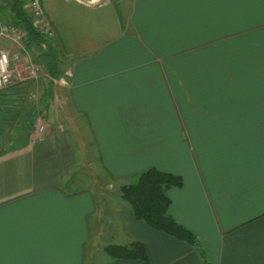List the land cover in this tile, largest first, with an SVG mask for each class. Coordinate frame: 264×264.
<instances>
[{"label": "crops", "instance_id": "1", "mask_svg": "<svg viewBox=\"0 0 264 264\" xmlns=\"http://www.w3.org/2000/svg\"><path fill=\"white\" fill-rule=\"evenodd\" d=\"M65 1L97 11L70 17L72 35L41 0L60 42L75 41L57 44V79L41 68L45 133L29 127L0 154V264H264V33L227 28L264 19V0H103L118 7L101 13ZM18 80L7 89L27 86ZM150 168L182 178L167 190L168 214L199 248L148 227L121 199ZM132 243L148 262L103 252Z\"/></svg>", "mask_w": 264, "mask_h": 264}, {"label": "rangeland", "instance_id": "2", "mask_svg": "<svg viewBox=\"0 0 264 264\" xmlns=\"http://www.w3.org/2000/svg\"><path fill=\"white\" fill-rule=\"evenodd\" d=\"M43 1V6L45 9V12L47 16L49 17L50 21L56 25V28L59 29L60 25L62 23V26L64 27L65 25L70 26V33L72 35H75V28L73 29L72 26V19L75 18V15L79 14L81 17H87L89 16V12H96L97 10L94 11H89L82 6H77L74 3H66L65 0H42ZM110 2H114L113 0H108ZM97 0H95V3L90 5L91 7H98L101 6L103 3L100 1L99 3ZM118 5L117 4H109L106 6H101V9L98 10L99 13H101V10L103 12H109V10L112 12L114 9L117 10ZM96 14V13H95ZM3 17V16H2ZM6 17H3L4 20H8ZM71 17V18H70ZM257 20V19H256ZM252 21V22H237L233 23L230 22L227 26L229 29L228 32H244L242 34H239L238 36L242 37H247L248 34H251L253 36H263L264 33V19H260V21ZM74 25V24H73ZM72 27V29H71ZM72 31V32H71ZM230 34V33H229ZM56 31H54V36L52 39L48 38L50 42H53L55 39L56 41L53 42V45L59 50V47L57 44H63L66 47L73 48L74 44L73 42L75 40L72 39H62L63 41L60 42L61 38L56 37ZM69 38L71 36L68 34ZM60 37V35H59ZM260 40V37H257ZM236 39V37L234 38ZM227 40H219V41H202L204 43H217L224 45ZM239 41V40H238ZM253 41H256L255 39ZM176 42V41H174ZM200 43L201 41H197V43ZM257 43H260L262 45L261 41H256ZM181 41L176 44L180 46ZM196 43V44H197ZM264 43V42H263ZM191 44V43H190ZM184 45V44H183ZM262 47V46H261ZM259 47L260 52H264V47ZM26 48V47H25ZM168 47L164 48V51ZM68 49V48H67ZM63 50V48L61 49ZM64 51V50H63ZM163 51V52H164ZM204 52H209L210 50H207V47H204L203 49ZM227 49L223 47V52H226ZM167 53H165L166 55ZM14 57H18L19 60H17L19 63L17 65V68L20 72V77L17 76L16 79L12 80L13 83L17 81L19 78L18 82L21 81V83L27 85L25 87L19 86L20 90L24 89L25 98L23 100H20L19 102L16 101V97L19 94L18 91H20L18 88H5L0 90V109L2 110V115L6 116L5 117V126L2 127L0 131V154L7 153L11 150H14L19 146L20 141L22 142L24 137H26V132L28 131V128L32 127L33 129L35 128L34 131V138H39L45 133L46 125H47V112L49 109H51L48 104H47V98L46 96L43 95L44 92V86L40 82V79H42V75L38 77L37 79L34 78H29V73L28 71H25V67H23L24 58H28L37 65L40 69L42 68L45 69L44 65L41 63L40 57H38V52L34 49H27L26 52H23L21 49H18L17 47H12L10 51V59H13ZM191 58V55L185 56L184 58ZM182 59V57L180 58ZM130 62V60H128ZM202 65L203 71H201L202 77L206 75L205 72V58L202 60L201 63H196V68L200 67ZM225 69V68H224ZM227 70V69H225ZM254 70V71H253ZM256 72V69L251 70V73ZM260 72V71H258ZM191 73V72H190ZM189 73V74H190ZM207 76V75H206ZM206 80V79H205ZM19 84V83H18ZM202 84V83H201ZM189 93L192 96L193 93H198V92H203V88H188ZM163 103H164V108L167 106V101L169 98L166 97V95L163 94ZM183 98L179 101L180 107L179 111L186 112V105H184L183 101L185 100V96L181 95ZM195 96V95H194ZM198 96H202V94H199ZM196 96V97H198ZM171 99V98H170ZM184 99V100H183ZM183 100V101H182ZM48 108V109H47ZM176 110V109H174ZM39 126H43L44 130L42 133H38L37 129ZM29 128V129H30ZM73 139H76V136L73 137ZM76 146V142H75ZM86 173H82L83 176H85Z\"/></svg>", "mask_w": 264, "mask_h": 264}, {"label": "trees", "instance_id": "3", "mask_svg": "<svg viewBox=\"0 0 264 264\" xmlns=\"http://www.w3.org/2000/svg\"><path fill=\"white\" fill-rule=\"evenodd\" d=\"M0 14L3 17L8 16L12 25L23 30L25 47L36 50L47 74L57 79L60 65L58 51L46 37L36 31L22 9V3L19 0H0ZM46 85L44 91L48 92V83ZM1 112L0 109V131L6 124V116ZM182 185L183 180L180 176L150 168L139 175L136 183L121 187L119 192L121 199L129 206L137 220L153 230L199 248L196 236L168 214L170 199L167 190L180 188ZM103 252L111 259L148 262L145 247L141 243H132L128 246L109 245L103 248Z\"/></svg>", "mask_w": 264, "mask_h": 264}, {"label": "built area", "instance_id": "4", "mask_svg": "<svg viewBox=\"0 0 264 264\" xmlns=\"http://www.w3.org/2000/svg\"><path fill=\"white\" fill-rule=\"evenodd\" d=\"M22 3V9L29 18L30 22L35 27L36 31L47 39H52L54 36L53 27L47 19V16L43 10L41 0H19ZM98 1V0H97ZM119 1V0H113ZM100 1L96 2L99 3ZM92 3H86L92 5ZM25 34L22 29L15 27L9 20H4L0 14V90L9 87L13 84L14 77L17 72L12 69V62L19 60L18 57L10 59V51L12 47H17L23 52H26L25 48ZM6 43V44H3ZM23 66L29 73L30 78L37 79L40 77L41 69L32 63L27 57L24 58ZM43 126H39L38 133H42Z\"/></svg>", "mask_w": 264, "mask_h": 264}, {"label": "water", "instance_id": "5", "mask_svg": "<svg viewBox=\"0 0 264 264\" xmlns=\"http://www.w3.org/2000/svg\"><path fill=\"white\" fill-rule=\"evenodd\" d=\"M80 1H82L84 3H90L92 0H80ZM98 1H103V0H98Z\"/></svg>", "mask_w": 264, "mask_h": 264}, {"label": "bare ground", "instance_id": "6", "mask_svg": "<svg viewBox=\"0 0 264 264\" xmlns=\"http://www.w3.org/2000/svg\"><path fill=\"white\" fill-rule=\"evenodd\" d=\"M95 2V0H92V3Z\"/></svg>", "mask_w": 264, "mask_h": 264}]
</instances>
